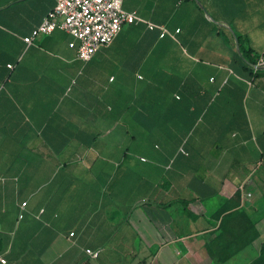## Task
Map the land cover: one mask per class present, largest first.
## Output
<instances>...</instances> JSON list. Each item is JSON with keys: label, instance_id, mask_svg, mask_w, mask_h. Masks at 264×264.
Masks as SVG:
<instances>
[{"label": "crops", "instance_id": "1", "mask_svg": "<svg viewBox=\"0 0 264 264\" xmlns=\"http://www.w3.org/2000/svg\"><path fill=\"white\" fill-rule=\"evenodd\" d=\"M54 5L0 0V259L213 264L236 212L264 241V0H125L85 63L24 43Z\"/></svg>", "mask_w": 264, "mask_h": 264}, {"label": "built area", "instance_id": "2", "mask_svg": "<svg viewBox=\"0 0 264 264\" xmlns=\"http://www.w3.org/2000/svg\"><path fill=\"white\" fill-rule=\"evenodd\" d=\"M125 0H55L54 7L45 15L41 24L23 39L26 45L40 35H50L56 29L69 33L76 41V56L81 62H88L94 53L111 44L114 37L126 24L141 21L140 18L122 9ZM155 26L148 24V28ZM74 48L75 45H69ZM245 64L254 72H264V56L255 57L252 61L244 59ZM12 68L11 65L8 66ZM244 192V191H243ZM251 194L244 192L242 200L249 199ZM21 217V216H20ZM72 236V234H70ZM91 258L98 252L86 250ZM5 264L4 259H0Z\"/></svg>", "mask_w": 264, "mask_h": 264}, {"label": "rangeland", "instance_id": "3", "mask_svg": "<svg viewBox=\"0 0 264 264\" xmlns=\"http://www.w3.org/2000/svg\"><path fill=\"white\" fill-rule=\"evenodd\" d=\"M254 224L240 212L221 223L209 241L213 264H264V241Z\"/></svg>", "mask_w": 264, "mask_h": 264}, {"label": "trees", "instance_id": "4", "mask_svg": "<svg viewBox=\"0 0 264 264\" xmlns=\"http://www.w3.org/2000/svg\"><path fill=\"white\" fill-rule=\"evenodd\" d=\"M244 58L248 60V58H246V57H244ZM250 61H251V60H250Z\"/></svg>", "mask_w": 264, "mask_h": 264}]
</instances>
